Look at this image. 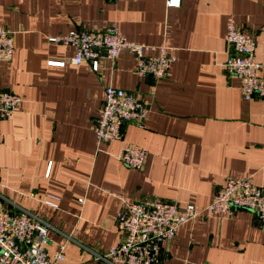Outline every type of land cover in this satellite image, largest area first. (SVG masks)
Here are the masks:
<instances>
[{"label": "crops", "instance_id": "1", "mask_svg": "<svg viewBox=\"0 0 264 264\" xmlns=\"http://www.w3.org/2000/svg\"><path fill=\"white\" fill-rule=\"evenodd\" d=\"M228 16L253 36L254 59L264 64V0L173 8L164 0H0V25L15 48L0 61V91L25 98L0 120V208L48 221L47 250L63 245L61 264H107L94 254L120 240L121 199L202 208L228 176L264 188V99H243L223 67ZM112 23L132 41L165 45L174 61L163 77L136 75L128 50L94 71L69 62L73 47L47 41ZM108 85L140 99L146 119L125 123L122 140L98 144L93 128ZM124 144L146 151L140 169L117 158ZM50 196L59 197L56 208L43 202ZM162 248V264H264V229L253 212L236 209L183 223Z\"/></svg>", "mask_w": 264, "mask_h": 264}, {"label": "built area", "instance_id": "2", "mask_svg": "<svg viewBox=\"0 0 264 264\" xmlns=\"http://www.w3.org/2000/svg\"><path fill=\"white\" fill-rule=\"evenodd\" d=\"M164 5L166 8L179 7L180 0H164ZM47 41L73 47L74 54L69 62L73 65L88 62L94 71L99 69L102 60H113L122 50L133 54V71L139 77L148 75L159 79L174 61L165 45L132 41L114 23L103 30L73 29L63 35L48 36ZM224 41L228 52L223 67L238 79L241 97L264 99V64L254 59L253 36L241 32L232 16H228ZM14 51L12 32L0 25V61H11ZM48 63L63 66L65 61L50 60ZM24 101L21 95L0 91V120L10 119L15 108ZM146 113L144 103L132 92L106 86L103 106L93 128L96 142L122 140L124 124L133 122L142 127ZM145 156L143 148L124 144L117 158L127 167L140 169ZM50 198L43 202L56 208L59 197ZM236 209L253 212L258 225L264 229V188L254 185L247 176H228L202 208L192 204L179 208L173 201L156 198L130 202L121 199L116 214L120 240L95 253L94 257L107 264H162V244L173 238L180 225L221 213L231 215ZM49 227L48 221L29 209L0 208V264H61L65 257L64 246L52 255L47 250Z\"/></svg>", "mask_w": 264, "mask_h": 264}]
</instances>
